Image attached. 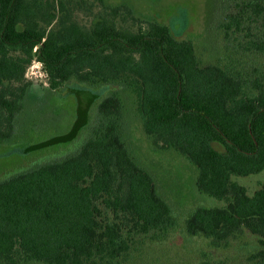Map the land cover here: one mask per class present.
Masks as SVG:
<instances>
[{"label":"trees","instance_id":"16d2710c","mask_svg":"<svg viewBox=\"0 0 264 264\" xmlns=\"http://www.w3.org/2000/svg\"><path fill=\"white\" fill-rule=\"evenodd\" d=\"M229 1L226 37L243 44V33L246 50L264 53V0ZM118 9L96 12L86 26L62 0H0V150L20 146L34 59L54 90L108 86L82 111L76 105L63 130L25 139L21 157L0 166V264H117L174 225L153 175L118 130L124 82L137 94L145 132L189 158L199 191L223 201L195 208L186 232L214 246L251 233L258 248L250 257L264 264V182L249 193L232 179L264 170V75L201 66L193 41L157 20L127 28Z\"/></svg>","mask_w":264,"mask_h":264},{"label":"rangeland","instance_id":"374dc122","mask_svg":"<svg viewBox=\"0 0 264 264\" xmlns=\"http://www.w3.org/2000/svg\"><path fill=\"white\" fill-rule=\"evenodd\" d=\"M62 1L71 8L73 18L80 24L88 26L96 12H109L112 7H118L116 20L127 28L137 30L148 21L157 20L169 25L177 37L193 41L201 66L230 64L233 69L264 75V53L246 50L248 36L243 33L241 38L238 36L243 44H239L236 37H226L222 24L232 9L229 0ZM25 76L31 86L26 105L18 116L20 146L0 150V166L6 160L21 157L26 151L25 139H33L48 130H63L76 105L82 111L91 97L108 87L98 83L92 87L66 85L54 90L48 85L42 63L36 59L28 65ZM124 83L125 86L117 90L120 99L116 116L118 130L130 156L153 175L159 194L170 205L174 225L167 231L157 232L155 238L145 237L117 264H256L250 255L258 248V242L251 233L243 232L214 246L207 238L186 232L185 220L195 208L222 205L223 201L199 191L197 167L189 158L172 147H161L145 132L137 94L129 83ZM232 179L252 193L264 182V170L246 176L233 175Z\"/></svg>","mask_w":264,"mask_h":264}]
</instances>
